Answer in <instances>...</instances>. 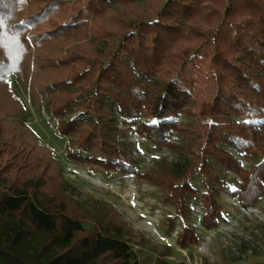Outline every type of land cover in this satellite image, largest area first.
<instances>
[{
    "label": "trees",
    "instance_id": "1",
    "mask_svg": "<svg viewBox=\"0 0 264 264\" xmlns=\"http://www.w3.org/2000/svg\"><path fill=\"white\" fill-rule=\"evenodd\" d=\"M15 86L69 139V161L149 182L184 221L198 200L216 229L222 190L244 208L264 198V0H0V264H140L133 230L66 195L54 153L8 119L29 114ZM121 125L183 163L140 171ZM199 240L189 224L176 234Z\"/></svg>",
    "mask_w": 264,
    "mask_h": 264
},
{
    "label": "rangeland",
    "instance_id": "2",
    "mask_svg": "<svg viewBox=\"0 0 264 264\" xmlns=\"http://www.w3.org/2000/svg\"><path fill=\"white\" fill-rule=\"evenodd\" d=\"M199 69L200 80L208 82V63L201 62ZM15 90L29 114L22 117L18 109L15 113L19 114L8 119L22 122L54 153L63 167V191L66 195L84 210L111 209L133 230L125 239L136 252L140 264H155L158 259L171 264H264V198L257 205L244 208L229 191L222 190L220 200L229 215L216 229L207 231L201 225L203 212L198 200L191 202L189 219L184 221L176 217L172 206L161 201L160 193L149 182L134 176L107 174L69 161L66 158L69 139L58 134L56 121L44 109L39 112L33 108L29 89L24 91L15 86ZM120 128L126 131L125 140L134 147L140 171L163 167L178 169L183 163L179 154L140 139L134 133V127L127 129L121 125ZM175 134L180 143L182 136ZM33 154L47 156L37 147L33 148ZM244 166L249 167V164L244 162ZM226 174L233 177L230 172ZM193 185L202 190L200 178H196ZM169 217H175V229L170 231L166 225ZM187 224L195 227L200 240L183 249L176 243V234Z\"/></svg>",
    "mask_w": 264,
    "mask_h": 264
},
{
    "label": "built area",
    "instance_id": "3",
    "mask_svg": "<svg viewBox=\"0 0 264 264\" xmlns=\"http://www.w3.org/2000/svg\"><path fill=\"white\" fill-rule=\"evenodd\" d=\"M169 139L171 142H174V143H178L179 141V137L175 133H170Z\"/></svg>",
    "mask_w": 264,
    "mask_h": 264
},
{
    "label": "snow or ice",
    "instance_id": "4",
    "mask_svg": "<svg viewBox=\"0 0 264 264\" xmlns=\"http://www.w3.org/2000/svg\"><path fill=\"white\" fill-rule=\"evenodd\" d=\"M155 123V122H154Z\"/></svg>",
    "mask_w": 264,
    "mask_h": 264
}]
</instances>
